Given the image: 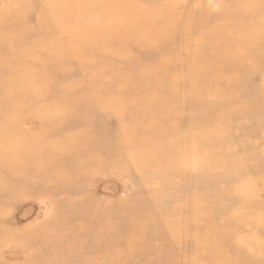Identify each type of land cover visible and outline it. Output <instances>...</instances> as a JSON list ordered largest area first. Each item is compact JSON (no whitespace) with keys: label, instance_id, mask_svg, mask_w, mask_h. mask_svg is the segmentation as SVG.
I'll list each match as a JSON object with an SVG mask.
<instances>
[{"label":"rangeland","instance_id":"rangeland-1","mask_svg":"<svg viewBox=\"0 0 264 264\" xmlns=\"http://www.w3.org/2000/svg\"><path fill=\"white\" fill-rule=\"evenodd\" d=\"M0 264H264V0H0Z\"/></svg>","mask_w":264,"mask_h":264}]
</instances>
